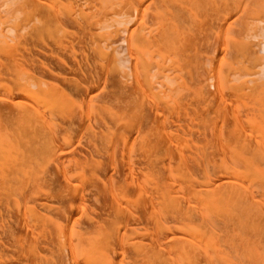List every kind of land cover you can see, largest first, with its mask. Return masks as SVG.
Wrapping results in <instances>:
<instances>
[{
	"label": "bare ground",
	"instance_id": "bare-ground-1",
	"mask_svg": "<svg viewBox=\"0 0 264 264\" xmlns=\"http://www.w3.org/2000/svg\"><path fill=\"white\" fill-rule=\"evenodd\" d=\"M9 1L0 264H264V0Z\"/></svg>",
	"mask_w": 264,
	"mask_h": 264
},
{
	"label": "rangeland",
	"instance_id": "rangeland-1",
	"mask_svg": "<svg viewBox=\"0 0 264 264\" xmlns=\"http://www.w3.org/2000/svg\"><path fill=\"white\" fill-rule=\"evenodd\" d=\"M4 1V2H3ZM0 0V7L2 6V4H4V7H5V5L7 4V2L9 1V0ZM11 1H13V3H14V1L15 2H18L17 0H11ZM6 2V3H5ZM10 2V1H9ZM8 2V3H9ZM12 5V4H11ZM19 5V4H18ZM17 5V6H18ZM3 6H2V8L0 9V12L2 11L3 12V14H4V12L5 11H3V8H4ZM8 7V6H7ZM9 9V7L7 8V9H5L4 8V10H8ZM208 10H206V11H210L211 10V8H207ZM1 12V13H2ZM222 12H224L223 11V9H222ZM252 13L254 12V11H251ZM251 12H249V13H251ZM205 12L202 10V12H201V10H199V12L197 13V11H195V13H193V14H196L195 16H194V19L196 20H194V19H191L190 18V21H192V20H194L195 22H198L200 19H201V16H203V14H204ZM240 14V13H239ZM242 14V13H241ZM241 14H240V16H241ZM258 13H254V14H251V15H249L248 16V22L250 23L249 25H251L252 27L253 26H255V25H257V24H262L261 22L259 23V21H257V18H254L253 16H255V15H257ZM5 15V16H4ZM2 17H4L5 19L7 18L6 17V13L4 14ZM188 15V14H187ZM190 15V14H189ZM16 16H18V17H20L21 15L20 14H18V13H15V18H13V19H11V20H9V22H7V24H5V25H3V27H5V31L9 34V35H12V34H14L15 33V31H16V25L18 24V22L20 21L19 19H17L16 18ZM186 16V15H185ZM240 16H238V17H236V19L237 18H239ZM187 17H189V16H187ZM190 17H192V16H190ZM252 17L254 18V20H252ZM4 18H2V19H4ZM251 18V19H250ZM187 20V19H186ZM141 28H143L142 26H141V22H138L137 23V26L135 25L133 28H131L132 30H134V29H141ZM132 32V31H131ZM129 35V34H128ZM124 37H127V35H124ZM119 46H120V48H121V50H122V54H121V56L123 57H125V59L128 61V62H131L132 63V65H133V60L131 59V58H129V51H128V49L126 48V44H125V42H120L119 43ZM123 57V58H124ZM156 60H160V58L159 57H156ZM208 60H207V62H206V64H208ZM255 62V61H254ZM253 62V63H254ZM261 63H262V61H260ZM244 63V64H243ZM250 63H252V62H250ZM130 64V63H129ZM255 65L253 66L252 65V67H250L249 66V64L248 63H246L245 61H242V60H240L239 61V63H237V65L235 64L234 66H236L234 69H236V71H239L235 76L238 78V79H240L239 77H241V80H245V81H252V80H255V79H258V78H260L261 76H263L262 74L264 73V66H262V68L260 69V67H261V65L262 64H264V63H262L261 65H260V63H257L256 64V62L254 63ZM257 65V66H256ZM258 65H259V67H258ZM161 67V66H160ZM159 67V68H160ZM252 68V69H251ZM167 73V75H172L173 76V71L171 72V71H169V72H166ZM171 73V74H170ZM214 74H216L217 72L216 71H214L213 72ZM213 73H211L209 76H210V78H209V82H211L212 83V81H210V80H214V79H212V78H214L215 76H214V74ZM218 74V73H217ZM212 76H214V77H212ZM217 76V75H216ZM217 78V77H216ZM216 78H215V80H216ZM244 78V79H243ZM133 79V75H132V72H129L128 73V77H127V80L128 81H131ZM154 80H156L155 78H154ZM167 80V77L163 74V70H161L160 71V73H159V75H158V82H163V81H166ZM215 80L213 81L214 83H215ZM211 90H213L212 88H211Z\"/></svg>",
	"mask_w": 264,
	"mask_h": 264
}]
</instances>
